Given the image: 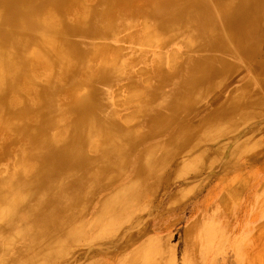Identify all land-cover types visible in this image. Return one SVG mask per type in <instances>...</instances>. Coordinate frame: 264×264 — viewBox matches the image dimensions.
Wrapping results in <instances>:
<instances>
[{
    "label": "bare ground",
    "instance_id": "6f19581e",
    "mask_svg": "<svg viewBox=\"0 0 264 264\" xmlns=\"http://www.w3.org/2000/svg\"><path fill=\"white\" fill-rule=\"evenodd\" d=\"M112 40L135 47L122 56ZM171 45L167 63L163 50ZM145 46L161 49L150 64ZM42 58L44 70L57 74L43 85L36 80ZM140 63L154 69L144 84L147 68L132 70ZM188 72L192 84L177 81ZM0 73L3 149L26 145L15 174L0 176V241L13 231L11 241L24 240L0 245L2 255L15 250L10 262L175 264L166 241L143 261L139 243L170 186L200 181L218 163L228 172L218 183H228L233 197L247 176L238 160L264 156V144L255 145L264 122V0H0ZM248 78L257 89L249 84L240 96ZM121 89L127 100L108 98L107 90ZM190 91L194 104L181 105ZM98 100L106 106L92 109ZM220 125L229 132L219 142L195 140L204 126L216 132ZM154 139L162 142L147 147ZM175 141L183 154L155 155ZM185 164L190 171L179 176ZM67 175L71 184L54 198ZM22 211L29 220L20 228L13 222Z\"/></svg>",
    "mask_w": 264,
    "mask_h": 264
},
{
    "label": "rangeland",
    "instance_id": "374dc122",
    "mask_svg": "<svg viewBox=\"0 0 264 264\" xmlns=\"http://www.w3.org/2000/svg\"><path fill=\"white\" fill-rule=\"evenodd\" d=\"M214 12H216V10H214ZM80 38L82 42H93L92 38L90 37ZM112 41V43L122 46V56L129 55L131 53V47H135L134 43H123L122 41L118 40ZM171 46L166 47L163 50L165 54V61L167 63L168 59L166 58V55L170 53L171 49L173 50V45ZM136 47L141 48L139 45H137ZM145 47L146 48L144 50L147 51V55H150L147 56V58L149 57L148 63L150 64V59L154 57L153 54L160 51L161 49H159L157 46ZM125 48H127L126 51ZM123 51L125 55L123 54ZM194 59H199V57H195ZM44 60V58L41 59L42 67L40 66L38 71L36 72V80L38 79V81H40L42 85L48 82H54L56 74H53L48 69L44 70V68H46V66H44L46 65L45 62H43ZM5 62L9 65L12 62L11 56H8ZM141 66L147 68V71L144 72L145 74L140 77L139 81L141 84H144L143 82L147 80L152 74H154V69H150V67L146 63H140L132 67V70L137 74L138 68V73L143 69ZM85 69L86 67L82 66V74ZM239 72L236 73L238 75H234L235 78H238L240 76ZM192 74L193 72H188L186 73L184 78H181V80L177 81H185L186 83L190 81L189 83L192 84ZM7 76V78L11 77V75L9 74ZM144 77L147 78L145 79ZM75 81L72 80L70 84L65 86L64 90L56 93L57 97H63L65 95L64 93ZM247 85L251 86L254 89H257L258 86L256 83L251 82V80L248 78L236 90L237 94L245 97V94L242 93L245 92ZM123 90L124 91H122V89L121 91H116V93L112 90H107L108 98H110V100L112 99V101H123V99L127 100V96L129 97L130 95L125 91V89ZM124 94L126 95V97ZM114 96L119 97L114 98ZM194 98H196L194 97V92L190 91L182 101L181 105H193ZM103 106H106V104H103L98 100L96 105L92 106V109H103ZM112 106L113 109L117 108L116 105L111 104L110 107ZM22 110L23 109H21V111ZM120 111L122 114L125 113V115L131 113L128 109H120ZM127 111L129 113H127ZM166 124L167 123H164V125L162 126H165ZM262 125L263 130L260 134L263 136L259 134V136L257 135L258 139L257 136L255 137V140L259 141L255 145L264 144V122L262 123ZM218 127V129H216V132L215 130L210 132L209 129L204 126V128H202L203 130L201 129L198 132V134L201 132L204 137L201 133L199 135L196 133L194 137L195 140L198 139V141H201L204 140L203 138H209L210 136H212V139L216 138L215 142H219L227 135L226 130L227 132H229V129L227 128V126H225L224 129L223 127H221V125ZM161 140L162 139L151 140L147 143V147L159 144L162 142ZM6 141V136L2 135L0 137V154L4 155L5 157L3 156V160L0 161V176L9 175V173L10 175L13 174L15 171V169H13L15 167L14 163L18 160L20 154L22 155L25 152L24 146L26 145L21 146L20 144L22 142L20 144H17L18 146L11 145L8 149L4 150L3 142L6 143ZM10 148H14L16 151H14V153H9L8 150H10ZM182 149H185V146H182L181 142L175 141L171 145H167L163 142L161 148L157 150L155 155L160 156L163 153H167L169 154L167 157L176 158L184 153ZM251 152L257 153L258 151L257 149H255L251 150ZM209 161L210 159H207L205 163H209ZM238 161L240 164H243L245 166L243 172L247 171V176L242 187L233 197L228 195L226 192L230 187L228 183H218V180L220 178L224 179L225 173H228L226 172V169L223 170V166H220V164L218 163H215L214 168L210 171L202 173V177L199 178L200 181H198V179L192 178H187L185 180L181 179L182 181H177V183L170 186L163 199L160 195V198L163 200V205L158 210H154L155 216L152 220H148L147 231L143 235L144 237H140L139 243L143 245L142 251H145L147 253V255L141 257V261H143L147 257L154 258L158 250L161 253L165 245L164 241H166V246L164 247L165 251H167V253L169 254L170 262H176L175 264H264V156H260L259 160L255 163H244L242 158H240ZM246 163H248L247 166ZM189 167V164H185L181 168L179 176L187 175L186 172H189V169L191 168ZM20 170L22 169H19V171ZM235 174L236 172L232 173L231 176ZM67 176L65 177L67 179H64L63 181L62 188L60 187L56 191L54 196L52 195L54 198L59 197V195L62 194V189H65V187L71 184L70 182L73 179ZM86 184L87 182L83 185V187L86 186ZM236 185L234 184V186ZM87 187L88 185L84 188ZM108 191L110 190L108 189L107 191L102 192L101 195L108 194ZM96 196L100 197V193H97ZM87 201L88 200H86L85 202L83 201L82 207H85V205H87ZM93 201L94 198L90 199V203ZM92 205L86 208L87 213L89 210H91ZM7 207L8 209H10V206ZM26 215V211H22L18 215V217H15L13 225L22 227L27 224L29 215ZM13 232L3 237L5 239H2L0 241V245H7L8 242H10V247H16L17 245L20 246V242H23L24 240L16 238L17 236H15L16 239H12L11 241L10 237L12 236V234H15ZM153 240L157 241V243H155V241L152 242ZM14 251L15 250H13L12 248L9 252H7L8 254H0V264H18L17 262H10L9 260L10 258H12ZM105 264L119 263L118 261L112 260L106 262Z\"/></svg>",
    "mask_w": 264,
    "mask_h": 264
}]
</instances>
